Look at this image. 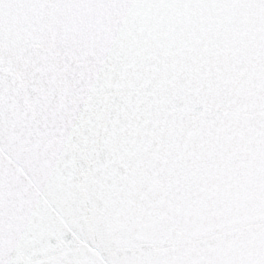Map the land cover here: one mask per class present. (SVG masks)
<instances>
[{"label": "snow or ice", "instance_id": "obj_1", "mask_svg": "<svg viewBox=\"0 0 264 264\" xmlns=\"http://www.w3.org/2000/svg\"><path fill=\"white\" fill-rule=\"evenodd\" d=\"M0 264H264V0H0Z\"/></svg>", "mask_w": 264, "mask_h": 264}]
</instances>
